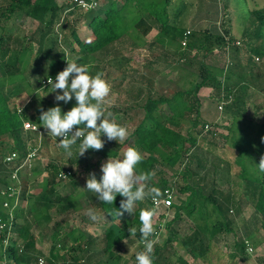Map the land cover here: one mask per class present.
<instances>
[{"label": "trees", "instance_id": "16d2710c", "mask_svg": "<svg viewBox=\"0 0 264 264\" xmlns=\"http://www.w3.org/2000/svg\"><path fill=\"white\" fill-rule=\"evenodd\" d=\"M0 1V184L7 187L0 193V255L4 256V264H42L43 255L38 237L31 229L32 223L40 227V235L52 249L62 252L63 264H93L92 246L95 243L102 246L101 256L120 262L123 255L119 252L124 241L133 237L128 231L132 227L137 229L133 240L140 243L139 251H143L139 216L141 209H153L151 197L138 201L133 215L124 212L118 221L111 213L120 207L124 198L118 194L114 204L100 202L85 189L86 181L83 185L72 171L75 166L81 167L86 162L89 165L90 161L96 160L86 166L84 172L87 178L94 173L99 180L102 176L100 164L108 158L123 157L129 147L138 149L143 155L138 172L155 171L150 186L159 188L161 197L172 187L164 176L166 169L178 178V191L182 195L189 194L185 204L173 206L175 216L165 224L169 231L167 240L154 243L153 264H189L186 255L211 264V258L219 252L216 247L229 244L226 240L231 235L237 238V221L246 204L254 210L255 226L248 228L245 240L234 238L233 257L245 255L248 244L257 248L264 243L261 234L264 232V172L257 166L264 155V124L248 119L246 114L249 91L264 97V6L259 7L255 0H236L245 21L243 39L239 41L233 37L230 28L225 34L190 30L187 35L189 30L176 23L179 10L174 11V0H84L93 6L89 9L76 0L67 4H60L59 0ZM251 3H255L254 6ZM228 4L229 0L226 8ZM18 13L26 20L38 23L31 36L3 33L4 25ZM73 13L78 14L76 20L72 19ZM81 24L88 25L89 36L81 37ZM153 32L157 34L152 47L159 46L177 58L182 71L196 73L195 81L188 87L189 82L181 78L174 83L175 89L165 91L157 90L151 80L145 87L131 84V88L124 91L126 104L103 108L105 118L126 127L127 138L122 142L108 141L102 135L104 148L99 151L89 149L82 157H78V141L71 149L72 157L67 156L70 167L50 164L47 184L39 193L30 194L28 178L21 176L20 168L30 152L39 148L38 155L42 146H47L48 130L40 126V113L33 111L35 101L21 106L7 96L4 88L30 83L31 78L39 75L41 87L49 76L55 82L56 75L67 66L68 56L76 60L96 58L101 63L99 72L102 73L109 66L119 73L129 72L130 59H122L127 42H131L134 50L140 45L138 41ZM34 44L37 51L27 59ZM146 66L154 70L152 62ZM204 88L211 89L214 97L224 103L223 114L212 115L202 110L199 93ZM69 102L73 107L76 105L74 97ZM68 105L63 101L57 105L48 101L43 110L59 106L64 112L69 110ZM223 115L233 118V124L243 119L244 131H247L243 134L241 128V135L235 138L231 147L220 144L221 138H225V142L229 138L228 134L219 131L222 125L216 122ZM26 122L42 129L44 134L40 136L26 130ZM207 126L210 127L208 131ZM224 129L229 134L233 131V127ZM13 153L18 157L7 162ZM181 166L184 169L180 171ZM7 171L10 175L5 174ZM14 173L17 178H13ZM63 182H67L65 187L71 191L69 195L62 194L59 189ZM223 185H227L228 190L223 189ZM12 189L21 193L20 201L30 202L28 216L24 208L12 210ZM78 196L86 197L87 211L91 208L100 217L92 221L86 214L89 223L98 225L102 216L105 218V231L96 240H90L84 226L77 225L83 210ZM209 206L210 213L204 214ZM184 210L189 217L199 214L207 219L189 226L190 232L181 240L186 251L178 255L175 243L180 242V237L173 225L182 219ZM154 228V235L150 237L153 242L158 230V227ZM258 262L264 264V257ZM47 263L52 264V260Z\"/></svg>", "mask_w": 264, "mask_h": 264}, {"label": "rangeland", "instance_id": "374dc122", "mask_svg": "<svg viewBox=\"0 0 264 264\" xmlns=\"http://www.w3.org/2000/svg\"><path fill=\"white\" fill-rule=\"evenodd\" d=\"M60 4H67L71 3L70 0H59ZM0 3H2L0 1ZM226 3H228V0H174V6L176 8L174 11L177 12L179 10V16L177 17L176 23L185 27L186 30H191L192 32L195 31H209L212 33H220L225 34L227 33V30L230 28L232 31L233 37L237 38V40L242 41L243 39V31L245 27V21L243 20V14L241 13L237 5L236 0H229L228 8L225 7ZM255 3L258 4L259 7L264 6V0H255ZM255 3H251L252 6H254ZM70 11L67 12L69 15ZM78 18V14L73 13V20H76ZM229 24V26H228ZM5 30L3 33L10 34L14 36H24L28 35L31 36L32 33L35 31L36 27L38 26L37 22L30 21L29 19L26 20L24 16L21 13L16 14L13 17V20H11L8 24H5ZM79 33L82 38L87 37L90 35V30L87 24H81L79 27ZM1 34V29H0ZM157 32L151 33L148 37H146L142 41H138L140 45H138L137 48L133 50V47L131 46V42H127L128 46L123 53L124 56H122L123 61H126V59H130V68L129 72H118L114 67H108L106 72H104V79L109 83L111 91L109 94V97L106 99L105 104L103 105L104 109L111 108L113 106H117V104H126L127 101V95L124 92L127 89L131 88V84H135L136 86L145 87L149 84V80L154 82L155 88L158 90H168V89H175L176 85L174 83L179 82L181 78H185V82L188 81L189 85L195 81L196 79V73L188 70L182 71V65L177 62V58H174L171 54H167L168 52L164 49H161V47H152V41L154 37L156 36ZM230 35H228L227 38H229ZM126 43V44H127ZM134 43V42H133ZM242 45V42L241 44ZM33 47L30 48V51L28 53L27 59H30L31 56L33 57L37 51V46L34 44ZM119 48V47H118ZM75 58V57H74ZM68 56V59H66V62H76L78 64L87 65L89 69V73L91 75H96V73L100 70L101 63L96 58H89V59H74ZM148 62H152V66L154 68L150 69L146 66ZM40 77V75H39ZM38 76H34L29 81L30 83H25L23 85L21 84H15V85H7L4 88V92L7 94L9 98H11L15 103L25 106L31 101H35L36 105L33 108V111L37 114L40 113L41 109H44L46 107L47 102L51 101L53 104L57 105V101H55V95L60 90H57V92H52L53 89L50 85L43 86L42 87L38 83ZM183 83V82H182ZM213 91L208 88H204L200 91L199 96L202 101V110L205 112H209L212 115H216L218 112L224 113V103L220 101L217 97H214ZM16 95H19L16 97ZM62 104V103H61ZM68 108L69 110L73 107L71 102H68ZM223 104V109L220 111V105ZM246 114L247 118L250 120H253L254 122H257L259 124H264V97L255 92V91H249L248 96V104L246 107ZM67 110V111H69ZM67 111H64L62 113H66ZM222 113V114H223ZM216 122H219L222 127L220 128V132H223V134H228L229 138L228 141L225 142V138H221L220 144L221 146H224L225 144L229 145V147L232 146V144L235 141V138L239 137L242 132L239 130L243 129V134L247 133V131H244V121L243 119H240L237 123L233 124V118L230 116L224 117L222 116L221 119L217 120ZM224 127L231 128L233 127L232 133L229 134ZM42 130V129H41ZM44 130V129H43ZM210 130V128L208 129ZM252 131V130H250ZM249 132V130H248ZM42 134H44L42 132ZM46 134V131H45ZM48 135V133H47ZM59 137L56 138L54 136L48 135L47 139V146L43 145L40 149V152L36 157H34L32 160H24L23 165L21 166V176L28 178V186H29V193H39L41 189L47 184L48 178H49V170L48 167L50 164H58L62 167L68 168L70 167V164L67 162V155L65 151L61 150V147H59ZM1 148V147H0ZM126 152V151H125ZM124 152V153H125ZM210 160H212V157H209ZM123 159V157L119 158ZM187 160V159H186ZM107 160L103 161L102 163L106 162ZM96 160L90 161L89 165L86 162L81 167H73L72 171L75 173L76 177L83 183L87 179V173L84 172V168L86 166H90V164L95 163ZM100 164V167L102 165ZM184 169V166H181L180 171ZM11 169H9L10 171ZM7 171L5 174L10 175V172ZM78 175V176H77ZM15 176V173L13 174V178ZM164 176L168 179V181L172 184V190L174 194V203L173 206H179L181 204H185V199L189 195L184 194L182 195L178 190L177 187V181L178 178L173 176V172H171L169 169H166L164 171ZM22 180L21 177H18ZM20 179L17 181L20 182ZM67 182L61 183L59 186V189L62 191V194L69 195L70 190L65 187ZM225 190H228L227 185H223L222 187ZM7 190V187L3 184H0V193H4ZM12 195L11 197L14 198L13 202V209L16 208H24L26 211V215L28 216V208L30 206V202H22L20 201L21 193L18 191H15L12 189L11 191ZM80 197L79 203L81 204L83 210H82V218L77 219V225H80L81 227L84 226L85 234L90 240H96L98 237L104 233L105 231V218L102 216V221L98 223V225H94L93 223H89L86 220L85 215L87 214V206L89 204L86 197L78 196ZM9 203V202H8ZM22 205V206H21ZM247 205V204H246ZM245 205L244 213L242 217L238 218L237 221V238L233 235L229 236V239L226 240L229 242L227 246H232L234 242V238L245 240L247 238L248 228L253 229L254 228V222L252 220V216L254 213V210L252 208H248ZM11 206V203H9V207ZM171 207V209H164L161 208L160 210L156 211V215L153 218V226L158 227L157 232L159 233L157 240L155 243L163 242V240H167L168 237V229L166 228L165 224L169 223L173 220L175 216V208ZM5 208H8V206L4 205ZM86 208V210H84ZM211 206H209L208 209L204 210V214L207 212L210 213ZM30 217V216H29ZM195 218V219H194ZM204 219H207V217H203ZM199 214H195L194 217H189L186 210L183 211L182 219L175 222L173 227L178 232L180 237V242H177L175 244L179 245L181 243L182 238H184L190 231L189 226H194L196 222L202 223L204 220ZM82 219H85L84 222ZM197 219V220H196ZM32 218L30 217V221L32 223ZM21 222V221H20ZM31 229L33 233H35L38 237V246L41 251V254L43 255L41 258L44 263L42 264H48L47 260H52V264H63L64 262V256L62 252H60L58 249L54 250L52 249V246L50 243L45 241L42 236L40 235V227L35 224H31ZM159 229H162L161 231ZM264 236V232L261 233ZM132 238H128L126 243H124L122 250L119 252L123 255L122 260L120 262H116L114 259H110L108 256H101L102 246L97 245L95 243L92 246V257H93V264H134L136 263V253L140 252L139 248L141 247L140 243L133 240L134 235H132ZM224 246V244H223ZM260 249L258 251H255V248L253 247V251L250 252V250H247V254L258 258L264 256V244L260 245ZM219 252L215 253V258H219V260H214L212 258L211 264H222L225 262V260H222L224 258L229 259V254L232 253V248H226L219 247ZM218 248V249H219ZM180 249V248H179ZM183 248L182 250H184ZM43 252V253H42ZM217 255V256H216ZM188 258V257H187ZM4 256L2 257L0 255V264H4ZM232 260H229L227 262L228 264H232ZM231 262V263H230ZM203 263V262H202ZM50 264V263H49Z\"/></svg>", "mask_w": 264, "mask_h": 264}, {"label": "clouds", "instance_id": "9594fccd", "mask_svg": "<svg viewBox=\"0 0 264 264\" xmlns=\"http://www.w3.org/2000/svg\"><path fill=\"white\" fill-rule=\"evenodd\" d=\"M103 77L102 72L91 75L87 65L67 62V66L56 75L55 82L50 76L47 79L48 85L53 89L52 92L60 90L55 95V101L68 103L73 97L76 101V105L66 113H62L61 107L55 106L47 111L41 109L39 116L40 126L48 130V135L61 138L58 145L65 150L69 158L73 155L72 147L78 141H80L78 157H82L89 149L99 151L104 148L105 141L101 139L102 135L106 136L108 141L117 142L124 141L128 136L126 127L105 118L103 105L109 97L111 88ZM142 160L141 152L129 147L123 159L108 158L102 163V176L99 180L94 173H90L86 180L85 189L93 193L100 202L114 204L118 194L124 198L120 201V207L111 213L118 221L124 212L133 215L138 201L148 197L155 201L162 195L159 188L150 186L155 171H137ZM257 166L260 172H264V155ZM87 215L92 221L100 219L91 208L88 209ZM155 215L154 208L140 211L139 232L144 250L136 253V264H153L154 242L150 237L155 232L153 226ZM128 231L130 235H135L137 229L132 227Z\"/></svg>", "mask_w": 264, "mask_h": 264}, {"label": "built area", "instance_id": "2783aa9c", "mask_svg": "<svg viewBox=\"0 0 264 264\" xmlns=\"http://www.w3.org/2000/svg\"><path fill=\"white\" fill-rule=\"evenodd\" d=\"M77 3H79V5H81L82 7L86 8V9H89L91 7H93L92 5L88 4L87 2H85L84 0H76ZM191 33V31L189 30L187 32V35H189ZM239 43V42H238ZM54 81V80H53ZM43 86H48V83H47V80L43 81L42 83ZM223 109V104L220 105V111ZM25 129L26 130H30V131H34V132H37L39 133L40 136H42V130L40 128H38L37 126H35L34 124H32L31 122H26L25 123ZM210 127L207 126L206 127V131H208ZM39 148H35L32 152H30V154L27 156L26 160L30 161L32 160L34 157L37 156V151H38ZM17 153H13L11 156H9L7 158V162H12L14 161L16 158H17ZM21 169V168H20ZM17 173H15V178H17ZM62 178H66V175L65 174H61L60 175ZM173 203H174V194H173V190L172 188H167L165 191H164V195L162 197H159L157 200L155 201H152V204H153V208L158 211L160 210L161 208H164V209H171V207L173 206ZM6 206L8 204H5ZM162 229H160L161 231ZM158 235L159 233L156 232V236H155V239H154V243L155 241L157 240L158 238ZM159 239V238H158ZM144 246V244H143ZM250 250V252H252L254 249L252 246H250L248 244L247 246V250ZM41 263H44L43 260L41 259Z\"/></svg>", "mask_w": 264, "mask_h": 264}, {"label": "crops", "instance_id": "0c3cea01", "mask_svg": "<svg viewBox=\"0 0 264 264\" xmlns=\"http://www.w3.org/2000/svg\"><path fill=\"white\" fill-rule=\"evenodd\" d=\"M237 240H239V239H237ZM262 244H264V243H262ZM228 244H224V246L223 245H221V247H224V249H226V248H232V253H230L229 255H231V256H229V259L228 258H224V259H222V260H225V262L224 263H222V264H228L227 262H229V260H232L231 262H232V264L234 263V264H261L260 262H258V260H259V258H261V257H258V258H256V257H254V256H252L253 258H251V256H249L247 253L245 254V255H243V256H240V257H233L234 256V254H235V250H234V245L232 244V246L230 245V246H227ZM261 245V244H260ZM258 246L257 248L256 247H254L255 248V251H258L259 249H260V247L261 246ZM176 247H177V250H178V255H182V254H184V252L186 251V249H184V250H182L183 248H185V247H183L182 245H181V243H179V245H175ZM220 246H218V247H216V249L215 250H217L218 248H219ZM180 248V249H179ZM218 250H220V248L218 249ZM188 257V258H187ZM215 257V256H214ZM264 257V256H263ZM213 258V257H212ZM212 258H211V260H212ZM186 260H187V262L189 263V264H204V263H202L203 261L201 260V259H196V258H194V257H192L191 255H186ZM214 260L216 261L217 259H215L214 258ZM218 260H219V258H218ZM212 261H210V263H211ZM230 262V263H231ZM213 263V262H212ZM218 264V263H217Z\"/></svg>", "mask_w": 264, "mask_h": 264}]
</instances>
